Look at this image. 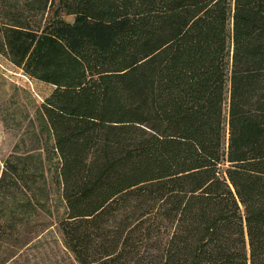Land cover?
<instances>
[{
	"label": "trees",
	"instance_id": "1",
	"mask_svg": "<svg viewBox=\"0 0 264 264\" xmlns=\"http://www.w3.org/2000/svg\"><path fill=\"white\" fill-rule=\"evenodd\" d=\"M27 11L0 52L51 86L48 144L4 161L0 263L54 225L76 264H264V0Z\"/></svg>",
	"mask_w": 264,
	"mask_h": 264
},
{
	"label": "rangeland",
	"instance_id": "2",
	"mask_svg": "<svg viewBox=\"0 0 264 264\" xmlns=\"http://www.w3.org/2000/svg\"><path fill=\"white\" fill-rule=\"evenodd\" d=\"M28 6L29 0H0V24L12 21L11 15L18 14L22 18L28 15ZM51 89L24 74L9 62L3 51L0 52V174L5 159L13 151L38 153L42 159L46 158L48 140L42 132L38 108ZM225 139L224 125L223 145ZM46 165L51 169L53 164L47 162ZM15 253L4 264H76L54 225ZM3 257L0 253V260Z\"/></svg>",
	"mask_w": 264,
	"mask_h": 264
}]
</instances>
